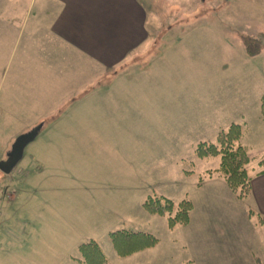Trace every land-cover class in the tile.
I'll return each instance as SVG.
<instances>
[{
	"label": "crops",
	"instance_id": "crops-1",
	"mask_svg": "<svg viewBox=\"0 0 264 264\" xmlns=\"http://www.w3.org/2000/svg\"><path fill=\"white\" fill-rule=\"evenodd\" d=\"M147 4L0 0V134H10L0 162L13 139L41 126L13 170L0 172V264H83L78 248L95 242L94 230L156 221L142 206L110 200L86 212L70 208L69 199L85 197L93 183L100 196L106 188L132 203L136 185L129 180L172 162L209 164L196 158L197 145L211 144L232 120L244 123L246 149L264 152L260 72L247 81L244 65L230 68L228 55L215 51L214 32H154ZM171 35L184 39L161 41ZM259 172L249 175L244 200L219 176L197 187L201 173L190 175L189 223L171 239L189 251L182 264H264ZM104 255L107 264H173L159 239L128 257Z\"/></svg>",
	"mask_w": 264,
	"mask_h": 264
},
{
	"label": "rangeland",
	"instance_id": "rangeland-1",
	"mask_svg": "<svg viewBox=\"0 0 264 264\" xmlns=\"http://www.w3.org/2000/svg\"><path fill=\"white\" fill-rule=\"evenodd\" d=\"M147 8L153 11L155 15V20L153 19L154 21L152 22L155 27L154 32H174L173 34H175V32H177L176 34H182L183 32H214L215 35L218 36L216 38L218 41L215 44V51L220 55H228L230 68H232V64L235 66L238 64H241V66L244 65L243 68L246 73L247 81L255 70L256 72L259 71L264 91V0H148ZM246 38L253 39L254 42L257 41L260 44L259 52L261 56L256 62L249 58L251 56L247 53V46L244 44V39ZM179 39L184 38L171 35V37H166L161 41H166L165 44H174L178 43ZM256 49L257 43L250 46V50L255 51ZM232 69L234 70V68ZM248 88L250 89V86H248ZM262 110L261 108V115ZM261 117L264 119L263 115ZM250 120L251 118H249V125L251 127ZM232 124H237L241 127L242 133L239 142L245 148L246 154L250 160L246 165L248 175L252 176L253 173L257 171L262 172L264 170V152L255 154L246 149L244 146V143H246V134L244 137V123L232 120L225 129L215 134V138L211 144L219 148V135L227 132ZM260 129L263 131L262 128ZM9 135L10 134H0V144H6L9 141ZM43 136L44 131L41 132L37 139H41ZM5 137L8 139H6V142H3L5 141ZM15 139H13V142ZM197 159L210 160L208 162L209 164H204L202 166L196 163L195 160L172 162L161 165V169H159L158 173L150 171L147 174L148 176L146 175L144 178H136L133 181L129 180V182H134V186L136 185L132 203H130V196L123 197L126 195L124 193H117L116 196L114 194L110 195L104 192L106 188L103 192L101 191L102 195L100 196L96 193L100 187L90 183L86 186L88 188L87 195L85 197H72L69 199L68 206L70 208L77 206L80 211L84 210L89 212L91 207L95 206V208H97L100 206L104 208L110 205V200L118 201V206L120 207L122 204L124 208H130L133 204L135 205L134 207L140 208L142 206L141 203H143L148 196L166 197L175 204H179L182 201H189V197L188 199L186 197L190 195L194 196L195 192L193 188L189 187L190 183L192 184L195 181V178L190 177V175L201 173L196 180L197 187H201L207 179L215 178L216 176L223 178V176L216 171L220 165V156ZM206 166L210 169L205 172L202 171V167ZM150 167L155 168V166ZM111 177H113V175H111ZM116 183H118V180ZM3 185L4 184L0 182V191L3 190ZM204 188L207 189V186ZM103 194L109 195V198L107 199ZM233 194L236 196L235 193ZM71 212V214H74V209H71ZM153 217L156 221H152L149 225L146 223L142 224L141 221L138 223H136V221L135 224L131 225V220H120L121 222H118L113 228L94 230L93 234L96 237L95 242L102 251L110 257L111 254L115 255L109 238L110 232L134 231L138 233H149L155 235L157 243L159 239L163 246L168 247L173 264L184 263L190 257L189 251L183 250L179 246L171 245V239L174 237L173 232L177 227L169 229L165 218L158 216ZM162 220H164L165 225L162 223ZM216 234L219 238L222 235L221 231L216 232ZM134 260L135 259H128L126 262L133 264L132 262Z\"/></svg>",
	"mask_w": 264,
	"mask_h": 264
},
{
	"label": "trees",
	"instance_id": "trees-1",
	"mask_svg": "<svg viewBox=\"0 0 264 264\" xmlns=\"http://www.w3.org/2000/svg\"><path fill=\"white\" fill-rule=\"evenodd\" d=\"M257 43L255 51L250 46ZM247 46V53L253 57L260 51V44L253 39H244ZM262 115L264 116V94L262 96ZM241 127L232 124L227 132L221 133L218 137V148L214 144L201 143L197 145L195 154L197 158H210L220 156V165L216 170L220 173L229 189L236 194L238 199H246L250 193V177L246 170L249 158L245 148L240 144ZM260 173H264V170ZM144 211L152 216L163 217L167 221L169 229L184 227L189 222V214L192 205L189 201H182L175 204L172 200L162 196H148L142 203ZM116 255L120 258L131 256L137 252L154 247L157 239L150 234L132 233L128 231H114L109 233ZM79 255L83 264H107V258L99 245L89 241L79 246Z\"/></svg>",
	"mask_w": 264,
	"mask_h": 264
},
{
	"label": "water",
	"instance_id": "water-1",
	"mask_svg": "<svg viewBox=\"0 0 264 264\" xmlns=\"http://www.w3.org/2000/svg\"><path fill=\"white\" fill-rule=\"evenodd\" d=\"M40 128L41 126L38 125L29 132L19 135L15 139L7 154L6 160L0 162V172L3 174H9L13 170L20 161L24 148L36 138Z\"/></svg>",
	"mask_w": 264,
	"mask_h": 264
}]
</instances>
